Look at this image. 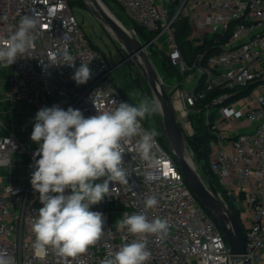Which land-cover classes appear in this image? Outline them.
Instances as JSON below:
<instances>
[{"label": "built area", "instance_id": "built-area-1", "mask_svg": "<svg viewBox=\"0 0 264 264\" xmlns=\"http://www.w3.org/2000/svg\"><path fill=\"white\" fill-rule=\"evenodd\" d=\"M114 1L153 35L147 44H160L183 75L169 92L176 119L184 133L192 128L190 114L204 113V124L213 135L207 163L218 195L231 207L224 194L233 197L245 213L247 264H264V0ZM24 15L38 20L36 40L22 58L5 68L6 97L35 113L45 106L64 110L71 106L85 117L112 109L114 101L127 102L113 85L115 67L92 47L69 0H0V36L11 35ZM178 18L191 28L188 39L203 45L190 63L175 39ZM132 32L140 40L136 30ZM65 50L77 58L76 67L89 62L93 74L86 84L77 86L71 79L75 69L60 65ZM236 89L246 91L250 101L239 118H227L223 124L225 106ZM240 119L250 126H242ZM138 141L136 136L125 145L129 184H110L112 197L104 200L118 207L117 217L111 220L109 210L91 206L106 217L104 235L86 253L65 260L51 246H35L32 224L42 204L31 187L30 165L38 144L23 145L12 132L0 135V252L11 264H101L133 239L126 231H117L115 222L125 212H143L150 219L169 222L166 238L148 236L147 264H232L222 232L197 201L172 152L155 138L153 152L161 163L149 166L136 150ZM149 197L158 200L155 208H145Z\"/></svg>", "mask_w": 264, "mask_h": 264}, {"label": "clouds", "instance_id": "clouds-1", "mask_svg": "<svg viewBox=\"0 0 264 264\" xmlns=\"http://www.w3.org/2000/svg\"><path fill=\"white\" fill-rule=\"evenodd\" d=\"M37 28L38 20L24 15L11 35L0 36V66L9 68L33 48ZM76 60L65 50L60 65L75 69L71 79L79 86L86 84L93 73L89 62L76 67ZM114 104L112 109L89 117L79 109L69 106L64 110L58 105L45 106L35 114L30 139L38 148L30 165V183L42 204L32 224L38 249L51 246L67 260L86 253L102 238L106 217L90 209L112 197L110 184H129L124 154L125 145L133 137L139 136L136 150L141 159L149 166L160 165L153 152L159 133L156 129H143L141 123L161 112L159 100L143 97L135 105L117 101ZM157 205L155 197L144 201L146 209ZM115 226L133 239L101 264H147L151 259L148 236L164 239L169 232L167 219H150L143 212H125ZM0 264H11L4 252H0Z\"/></svg>", "mask_w": 264, "mask_h": 264}, {"label": "water", "instance_id": "water-1", "mask_svg": "<svg viewBox=\"0 0 264 264\" xmlns=\"http://www.w3.org/2000/svg\"><path fill=\"white\" fill-rule=\"evenodd\" d=\"M90 14L119 42L127 57L140 69L154 96L161 103L159 128L163 140L172 152L186 183L199 204L214 220L228 245L232 264H247L245 243L240 222L231 207L222 201L210 180L204 181L187 154L190 150L183 130L172 108L169 93L157 75L145 50L147 42H141L102 4V0H80ZM191 151V150H190Z\"/></svg>", "mask_w": 264, "mask_h": 264}, {"label": "rangeland", "instance_id": "rangeland-1", "mask_svg": "<svg viewBox=\"0 0 264 264\" xmlns=\"http://www.w3.org/2000/svg\"><path fill=\"white\" fill-rule=\"evenodd\" d=\"M105 5L107 6L109 12H111L128 30L132 32L134 29L133 22L131 19L125 14L124 10L114 1V0H102ZM72 11L76 18L81 23V26L90 39L91 43L106 57L110 66L115 67L113 70V79L116 83V86L123 90L127 98L131 101L133 105L137 104L139 100L143 97H148L149 99L154 98L147 81L143 77L140 69L138 66L131 60V58L127 57L125 54L124 48L121 46L119 42L114 40L107 30L90 14V12L82 5L80 0H71ZM133 33V32H132ZM144 43V41H143ZM147 55L152 63L153 68L155 69L157 75L159 76L160 80L162 81L166 91L169 93L172 84H174L175 80L172 76H168L164 70V67L161 64L162 54L164 53L160 48V44H156L155 42L149 44L145 49ZM165 54V53H164ZM132 93H136L137 95H132ZM248 94H246L244 98H248ZM230 103L227 104L225 107L230 108ZM239 101L235 108H238ZM234 109V108H233ZM3 116V115H2ZM6 116L7 124L8 122L11 125L13 121V117L9 114L4 115ZM160 113L156 114L152 117L146 118L144 122L146 123L147 128L155 129L159 128L160 122ZM193 121L191 122L192 128L188 129V132H184L185 139L188 136H191L194 133V125ZM161 134V132H160ZM187 141V139H186ZM188 144V143H187ZM189 147V146H188ZM190 149V148H189ZM191 150V149H190ZM188 151L193 164L198 171L199 175L202 177L204 181L209 180V173L206 172L203 168H201V164L197 157L195 156L194 152ZM193 154L195 160L193 158ZM218 190V188H216ZM226 200L232 204V208L234 211L238 212L240 223L244 228V224L246 221L245 213L239 207V204L234 202V198L224 194ZM224 198V199H225ZM98 210H109L111 220H114L115 217L118 215V207L113 204H107L105 201L101 202L100 204L96 205ZM240 208V209H238ZM240 210L242 213L240 214ZM244 217V218H243Z\"/></svg>", "mask_w": 264, "mask_h": 264}, {"label": "trees", "instance_id": "trees-1", "mask_svg": "<svg viewBox=\"0 0 264 264\" xmlns=\"http://www.w3.org/2000/svg\"><path fill=\"white\" fill-rule=\"evenodd\" d=\"M69 4L72 8L73 5L71 4V0H69ZM80 25H81V23H80ZM133 25H134V29L136 30V33L138 34L141 42H143V41L147 42L152 38L153 35L151 33H146L135 22H133ZM190 33H191V28L187 25L186 21L182 18H178L177 21L175 22V39H176L178 47L182 53V56L187 63H190L192 61V59L194 58L195 54L197 52H199L200 50H202V48H203L202 44H199V43L194 44V43H192V41H190L188 39V36L190 35ZM91 45L94 49L98 50L92 43H91ZM161 56H162L161 64L164 67L166 74L168 76H172L174 80L180 81L181 78L183 77V75L179 72L178 68L176 66H173L164 54H162ZM113 85L116 88H118L116 86V83L114 82V79H113ZM118 89L121 92V94L123 95V97L126 99V101L128 103L132 104L131 101L129 100V98H127V96L123 92V90L120 88H118ZM245 92L246 91H244V90L236 89L235 92L233 93V95L239 96V95L245 94ZM190 120H191V122L193 121V123H194L193 124L194 125V127H193L194 133L191 136L186 137L188 146L191 149V151L193 150L192 152H194L195 156L197 157V160L200 163H202L200 165L201 168H203L206 172L209 173L208 179L213 183L215 188H218V183H217L214 175L211 173V171L208 167V163H207V156L209 153V142L213 138V135L211 134L209 129L204 124V113L190 114ZM144 125H145V127L147 126L145 122H144ZM147 129H149V128H147ZM155 129L159 133V135L156 138L164 147L167 148V146L163 140V137L158 130V127H156ZM194 154H193V158L195 160ZM195 162H196V160H195ZM230 207H231V205H230ZM231 209L233 210L232 207H231ZM233 212L239 221L240 218H239L238 212H236L234 210H233ZM241 227L243 230L242 224H241Z\"/></svg>", "mask_w": 264, "mask_h": 264}, {"label": "crops", "instance_id": "crops-1", "mask_svg": "<svg viewBox=\"0 0 264 264\" xmlns=\"http://www.w3.org/2000/svg\"><path fill=\"white\" fill-rule=\"evenodd\" d=\"M7 78V70L0 66V135L12 132L18 136L23 145L34 147L36 143L33 142L30 137L33 130L34 117L36 113L32 110H29L23 102H15L5 96L4 92L8 84ZM245 95L246 94L233 96L231 101L228 102V104L230 103L231 106L230 108L225 107L224 109L225 118L222 120L223 124L226 122L227 118H231L232 120L239 118L241 112L246 109V105L250 101L251 97L248 96V98L241 99ZM237 101H239V106L238 108H235ZM6 114H9L13 117L11 125L9 122L7 124L6 116L4 117ZM240 122L244 127L248 128L250 126L249 122L245 119H240ZM17 157L21 156L17 154ZM22 162L25 164L28 163L23 159ZM12 173H17L16 168L12 169Z\"/></svg>", "mask_w": 264, "mask_h": 264}, {"label": "bare ground", "instance_id": "bare-ground-1", "mask_svg": "<svg viewBox=\"0 0 264 264\" xmlns=\"http://www.w3.org/2000/svg\"><path fill=\"white\" fill-rule=\"evenodd\" d=\"M102 4L105 6V8L108 10V8H107V6L105 5V3L102 1ZM109 11V10H108ZM174 105H176V106H178L179 105V103L178 102H174ZM187 156H188V158L192 161V159H191V157H190V155H189V153L187 154ZM192 163H193V161H192ZM194 165V164H193ZM195 167V166H194ZM196 169V168H195ZM197 171V170H196Z\"/></svg>", "mask_w": 264, "mask_h": 264}]
</instances>
